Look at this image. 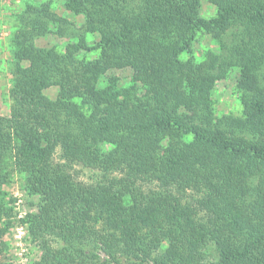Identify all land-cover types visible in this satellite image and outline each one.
<instances>
[{
  "label": "trees",
  "instance_id": "16d2710c",
  "mask_svg": "<svg viewBox=\"0 0 264 264\" xmlns=\"http://www.w3.org/2000/svg\"><path fill=\"white\" fill-rule=\"evenodd\" d=\"M208 1L210 17L202 0H66L99 38L63 51L37 39L72 21L48 2L19 13L0 184L11 163L38 197L17 219L42 250L33 264H264V0ZM202 29L220 51L184 59ZM129 66L128 84H101ZM232 67L242 113L218 117L211 89ZM76 164L97 176L78 179ZM10 202L0 189V264Z\"/></svg>",
  "mask_w": 264,
  "mask_h": 264
},
{
  "label": "rangeland",
  "instance_id": "374dc122",
  "mask_svg": "<svg viewBox=\"0 0 264 264\" xmlns=\"http://www.w3.org/2000/svg\"><path fill=\"white\" fill-rule=\"evenodd\" d=\"M48 2L51 10L68 18L74 23L71 29L67 30L66 35H59L56 33V28L45 36L37 39L39 46L56 45L60 51L64 50L65 45L69 41H78L85 45H92L99 38L98 34L88 32L82 26L84 23V16L71 13L66 9V0H0V114L9 115L11 110L12 100L10 98V88L12 85V46L11 34L12 31L19 25V13L27 8V4H39ZM216 12L214 4L208 0H202V14L206 17L213 16ZM231 39V36H229ZM221 49L220 43L211 31L208 29L198 30L192 45V52L185 53L182 57L184 59L193 57L196 61L205 59L206 53L213 51L218 53ZM95 51H82L78 56L94 59L97 57ZM264 71V70H263ZM134 77V68L129 66L125 68H113L101 77V84L105 85L111 80H116L118 83L128 84ZM239 69L232 67L222 77L217 78L211 95L214 99L215 113L218 117L223 114L241 115L242 103L241 94L242 89L238 86ZM264 84V77L263 82ZM58 88L50 87L46 90V94L55 98L57 96ZM166 144V142H164ZM111 148L110 144L105 146ZM58 157V155H56ZM57 160V159H56ZM5 173L8 175V180L0 184V189L7 192V199L11 200L10 206L13 207L14 216H17L13 227L5 235L7 248L2 254L3 261L9 264H33L41 256L42 250L39 244L34 243L29 235V230L26 225H21L17 219L24 216L27 212L36 210V202L38 197L30 196L23 189L22 176L12 168V164L8 163L5 168ZM74 174L78 179L92 181L93 177L97 176L95 171L90 168L83 167L76 164L74 166ZM158 188V182L155 180L145 185V189ZM191 192H183L184 195L190 196ZM187 197V196H186ZM34 203V204H33Z\"/></svg>",
  "mask_w": 264,
  "mask_h": 264
}]
</instances>
